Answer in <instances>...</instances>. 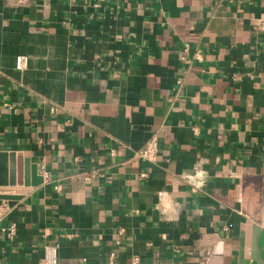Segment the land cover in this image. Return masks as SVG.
I'll use <instances>...</instances> for the list:
<instances>
[{
    "label": "crops",
    "instance_id": "0c3cea01",
    "mask_svg": "<svg viewBox=\"0 0 264 264\" xmlns=\"http://www.w3.org/2000/svg\"><path fill=\"white\" fill-rule=\"evenodd\" d=\"M0 153L49 174L0 186L28 189L0 264H237L264 229V0H0Z\"/></svg>",
    "mask_w": 264,
    "mask_h": 264
},
{
    "label": "water",
    "instance_id": "95a60500",
    "mask_svg": "<svg viewBox=\"0 0 264 264\" xmlns=\"http://www.w3.org/2000/svg\"><path fill=\"white\" fill-rule=\"evenodd\" d=\"M43 181V176L37 172V167L30 164L21 154L0 153V186H36ZM28 189L0 187V204L5 200L8 207L12 206ZM251 222L244 223V231L239 232V247L237 264H264V229L253 224L249 234ZM223 234L217 230L214 235H203L206 239L202 243L214 245ZM209 238V239H207ZM196 264H224L222 256L208 255L201 257Z\"/></svg>",
    "mask_w": 264,
    "mask_h": 264
},
{
    "label": "built area",
    "instance_id": "2783aa9c",
    "mask_svg": "<svg viewBox=\"0 0 264 264\" xmlns=\"http://www.w3.org/2000/svg\"><path fill=\"white\" fill-rule=\"evenodd\" d=\"M15 2L18 5H24L27 0H15ZM195 58L197 60L201 59V53L199 51L195 52ZM27 63V58L25 56H17L15 59V66L22 70L25 68ZM194 131H197V128L194 127ZM158 151V139L156 136H152L148 141L144 143V145L136 152L137 156L145 161H154L156 159ZM77 160V157L75 158ZM94 173H87L84 175V178L88 179L89 177L93 176ZM43 178L49 177V174L44 171L43 172ZM60 186L57 185L56 189H58ZM17 227L14 223H10L8 225H4L0 227V233L3 234L5 237L11 239L16 234ZM114 256V253H110V260L106 264L112 263V258ZM137 260V258H135ZM44 261L45 264H56L57 263V246L56 245H45L44 247Z\"/></svg>",
    "mask_w": 264,
    "mask_h": 264
}]
</instances>
